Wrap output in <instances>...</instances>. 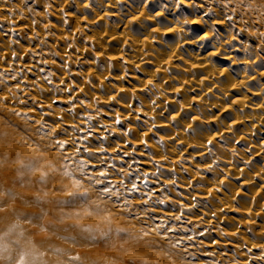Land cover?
<instances>
[{
	"label": "clouds",
	"instance_id": "1",
	"mask_svg": "<svg viewBox=\"0 0 264 264\" xmlns=\"http://www.w3.org/2000/svg\"><path fill=\"white\" fill-rule=\"evenodd\" d=\"M154 4L0 0V264H264V0Z\"/></svg>",
	"mask_w": 264,
	"mask_h": 264
},
{
	"label": "bare ground",
	"instance_id": "2",
	"mask_svg": "<svg viewBox=\"0 0 264 264\" xmlns=\"http://www.w3.org/2000/svg\"><path fill=\"white\" fill-rule=\"evenodd\" d=\"M137 2H142V0H132V3H137ZM164 3H169V0H155V4L154 5H150L149 6V8H150V10L153 8V7H159L161 4H164ZM192 11H196L195 9H193ZM25 22H23V21H21L20 22V24H21V26L24 24ZM73 23H74V21H73ZM110 43H112V44H115L116 43V41H114V40H110L109 41ZM25 62H27V60L25 61ZM148 67H151L150 65L148 66ZM139 75V74H138ZM30 78H34V77H31L30 76ZM132 83H135V79H133V81H132ZM233 95L235 96V95H237L235 92L233 93ZM130 147H131V145H130ZM191 151V150H190ZM257 159L259 160V157H257ZM257 183L259 184V183H261L260 181H257ZM0 187H4V186H0ZM83 200V198H75V199H72V200H64V201H56V203H59V204H62V205H65V204H69V205H71L72 207H78V206H80V204H81V201ZM6 202V201H5ZM232 215H236V213H232ZM261 222H264V220H262ZM125 235L126 234H120V238L121 239H123V238H125ZM92 239V238H91ZM103 242V241H102ZM104 244V243H103ZM105 246V245H104ZM103 246V247H104Z\"/></svg>",
	"mask_w": 264,
	"mask_h": 264
},
{
	"label": "rangeland",
	"instance_id": "3",
	"mask_svg": "<svg viewBox=\"0 0 264 264\" xmlns=\"http://www.w3.org/2000/svg\"><path fill=\"white\" fill-rule=\"evenodd\" d=\"M60 203V202H59ZM59 203H56L54 202L50 207H51V212L49 214H52V213H56V212H59V211H68L72 208H75V207H72L71 205L69 204H65V205H62V204H59ZM92 239H95L94 237H92ZM97 247H100V248H103L104 244L103 242H99L98 244H96Z\"/></svg>",
	"mask_w": 264,
	"mask_h": 264
}]
</instances>
